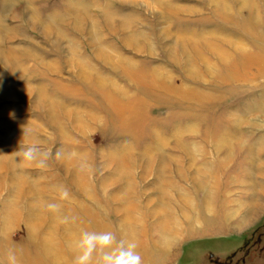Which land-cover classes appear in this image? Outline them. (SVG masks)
<instances>
[{
    "label": "rangeland",
    "instance_id": "374dc122",
    "mask_svg": "<svg viewBox=\"0 0 264 264\" xmlns=\"http://www.w3.org/2000/svg\"><path fill=\"white\" fill-rule=\"evenodd\" d=\"M81 230L264 264V0H0V264Z\"/></svg>",
    "mask_w": 264,
    "mask_h": 264
},
{
    "label": "clouds",
    "instance_id": "9594fccd",
    "mask_svg": "<svg viewBox=\"0 0 264 264\" xmlns=\"http://www.w3.org/2000/svg\"><path fill=\"white\" fill-rule=\"evenodd\" d=\"M17 155L27 163H35L39 167L45 165L44 159L40 158V149L35 143L20 148ZM59 194L61 199L69 195L64 189H60ZM46 207L56 211L59 205L48 203ZM73 249V264H142L137 244L131 240L117 239L112 231L81 230L73 240ZM7 260L8 264H17V257L12 252H9Z\"/></svg>",
    "mask_w": 264,
    "mask_h": 264
},
{
    "label": "flooded vegetation",
    "instance_id": "af4514ba",
    "mask_svg": "<svg viewBox=\"0 0 264 264\" xmlns=\"http://www.w3.org/2000/svg\"><path fill=\"white\" fill-rule=\"evenodd\" d=\"M210 258H212V257H210ZM211 262H213V264H227L226 262L224 263L222 261V259H220L219 257H214Z\"/></svg>",
    "mask_w": 264,
    "mask_h": 264
},
{
    "label": "bare ground",
    "instance_id": "6f19581e",
    "mask_svg": "<svg viewBox=\"0 0 264 264\" xmlns=\"http://www.w3.org/2000/svg\"><path fill=\"white\" fill-rule=\"evenodd\" d=\"M64 230V229H63ZM62 231V230H61Z\"/></svg>",
    "mask_w": 264,
    "mask_h": 264
}]
</instances>
